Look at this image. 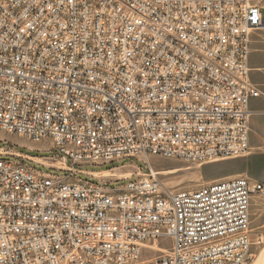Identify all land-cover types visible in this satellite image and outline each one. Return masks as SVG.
Masks as SVG:
<instances>
[{
	"label": "built area",
	"instance_id": "1",
	"mask_svg": "<svg viewBox=\"0 0 264 264\" xmlns=\"http://www.w3.org/2000/svg\"><path fill=\"white\" fill-rule=\"evenodd\" d=\"M261 30L254 0H0V129L49 140L47 158L67 164L50 168L69 176L77 164L147 166L53 181L0 158V264H246L264 241L250 228L264 185L236 175L168 191L149 159L248 154Z\"/></svg>",
	"mask_w": 264,
	"mask_h": 264
},
{
	"label": "rangeland",
	"instance_id": "2",
	"mask_svg": "<svg viewBox=\"0 0 264 264\" xmlns=\"http://www.w3.org/2000/svg\"><path fill=\"white\" fill-rule=\"evenodd\" d=\"M254 2L259 5L264 12V0H254ZM258 36L255 37L254 41L251 44V53H250V62L253 64H257L260 67H264V30L259 31ZM250 79L254 86L257 89H260L258 82H262L264 80V74L261 71H251ZM0 147H5L4 150H11L24 152L30 155H37L43 157L53 156L54 152L47 150L51 147V142L49 140L42 141H34L29 140L23 136L17 135L15 133L7 132L0 129ZM1 151V150H0ZM13 152V151H11ZM247 155V154H246ZM244 156L237 158H227V159H217L213 162L204 163L201 165H197L195 163L182 161L179 159H169L159 156H152L149 159V166L156 172V176L162 186L168 191H178L185 189L196 188L200 185L206 184L216 179L226 180L232 178L225 177H233L234 174L241 173V170L248 167V165L252 166L254 162L257 166L258 163L264 162V156L259 154L254 155L252 158L248 160H236L240 159ZM0 158L8 159L17 163H25L37 170L54 173L60 176L62 180H71L72 178L87 180L91 182L100 183V180L108 181L113 180L112 178H93L89 175L83 173L73 172L71 176L68 175L66 171H58L51 169L49 166L44 163H34L28 159H21L17 156L4 155ZM56 159V158H55ZM133 164L141 169V172L147 170L146 164L142 161L124 158L121 160H116L107 164L102 165H91V164H77L76 168L83 170H105V168L116 167L123 165L121 171L125 172H134L135 170L131 167H128V164ZM64 168V165L61 164L58 169ZM258 168V167H257ZM257 168H252L250 170L249 176L251 178L255 177ZM233 174V175H232ZM68 175V176H67ZM64 176V177H63ZM136 179V176H131L128 179H120L117 181L110 182L108 184H104V186L111 189H118L120 186L126 184L127 182L133 181ZM263 184V183H262ZM264 185V184H263ZM250 228H251V236L253 240H255L256 235L260 232H264V193L256 194L252 197L250 202ZM264 249V241L262 243H253L251 246V258L246 264H264V252L262 260L260 262H254L259 253ZM264 251V250H263Z\"/></svg>",
	"mask_w": 264,
	"mask_h": 264
},
{
	"label": "crops",
	"instance_id": "3",
	"mask_svg": "<svg viewBox=\"0 0 264 264\" xmlns=\"http://www.w3.org/2000/svg\"><path fill=\"white\" fill-rule=\"evenodd\" d=\"M260 35L259 31L254 32L251 36V42H250V49H251V44L254 41L255 37ZM251 53V51H250ZM250 53H249V58H248V65H249V78H250V72L251 71H261L262 74H264V67H260L257 64H253L250 62ZM251 81V79H250ZM252 83V81H251ZM253 84V83H252ZM257 84H259L260 89H258L261 92V95L258 97H255L253 99L250 100L249 103V109L251 111V115H250V121H249V152L247 155H245L244 157L240 158V159H236V160H248L250 158H252L254 155L259 154L261 156H264V80L262 82H258ZM254 85V84H253ZM5 147H0V153L1 152H8V153H17L19 155L22 156H26L30 159H32L34 162L40 164L42 162H40V159H51V158H47V157H40V156H34V155H30L24 152H19V151H15V150H11V148L8 150H4ZM13 151V152H11ZM50 157V156H49ZM57 159V157L54 156L53 159ZM64 165V168L61 169H66L67 168V164L66 163H62ZM256 164L253 162L252 166L248 165V167H245V169L241 170V173H238L237 175H245L248 178L254 180V181H258L264 184V162L258 163L257 166H255ZM123 165L120 166H116L113 167L112 170H117L121 175L120 176H114L115 179L116 178H121V177H127L131 174H136V173H141V169L138 168L137 166L133 165V164H128V167L133 168L135 171L134 172H129V175H125V170L121 171L120 169L123 168ZM258 167V168H257ZM252 168H257L256 174L254 178H251L249 176V172L250 170L252 171ZM79 169V168H76ZM79 171H81L83 174L89 175L93 178L99 179L104 178L102 176L97 175L98 173H101L103 171H108L107 169L105 170H100V171H91V170H83V169H79ZM233 175V174H232ZM233 176H236V174H234ZM225 178H232V177H225ZM223 179V178H220Z\"/></svg>",
	"mask_w": 264,
	"mask_h": 264
},
{
	"label": "bare ground",
	"instance_id": "4",
	"mask_svg": "<svg viewBox=\"0 0 264 264\" xmlns=\"http://www.w3.org/2000/svg\"><path fill=\"white\" fill-rule=\"evenodd\" d=\"M1 130L7 131V129H1ZM7 132L15 133V132H12V131H7ZM31 140L38 141L39 139H31ZM39 161L44 163V164H47L49 166H54V167H60V165L62 164L61 159H53V158H51V159H40ZM151 171L153 173H155V174L157 172V171H154L152 168H151ZM97 175L102 176L104 178H112L114 176H120L121 174L117 170H108V171H103L101 173H98ZM125 175H129V172L125 173ZM53 181H66V180H62V179H60L59 175L53 174ZM220 181H232V179H226V180H220ZM263 250L259 253L257 259L254 262H257V261L260 262L262 260V257H263L262 256L263 255L262 252H264Z\"/></svg>",
	"mask_w": 264,
	"mask_h": 264
},
{
	"label": "trees",
	"instance_id": "5",
	"mask_svg": "<svg viewBox=\"0 0 264 264\" xmlns=\"http://www.w3.org/2000/svg\"><path fill=\"white\" fill-rule=\"evenodd\" d=\"M56 153L54 152L53 155H55ZM34 156H37V155H34ZM40 157H43V156H40ZM105 169H108V168H105ZM104 170V169H103ZM94 171H100V170H94ZM143 172H146V171H143Z\"/></svg>",
	"mask_w": 264,
	"mask_h": 264
}]
</instances>
